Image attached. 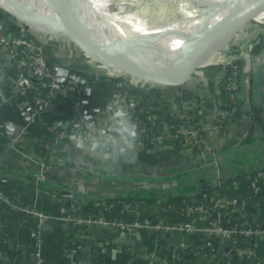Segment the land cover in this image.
<instances>
[{
    "label": "crops",
    "instance_id": "obj_1",
    "mask_svg": "<svg viewBox=\"0 0 264 264\" xmlns=\"http://www.w3.org/2000/svg\"><path fill=\"white\" fill-rule=\"evenodd\" d=\"M184 8L185 5H176L175 11L181 13ZM260 13L264 15V11ZM7 18H0V33L11 22L12 18ZM143 18L146 17L135 20ZM183 34L181 30L160 31L142 42L156 45ZM48 44L58 60L54 64L59 72L81 80L87 78L90 83L81 97V113L105 105L114 94L134 100L139 108L152 111L167 126L169 121H179V112L185 109L196 115L194 122L202 146L194 147L186 136L168 138L154 151L138 148L135 163L103 167L75 149L69 139L58 137L54 127L40 119L41 115L32 118L28 98L18 92L6 48L0 43V264H35L34 217L4 200L12 195L48 215L38 232L45 264H70L78 255L76 264H166V250L173 246L179 250L175 264H214L227 257L219 251L208 255L210 246L225 243L208 242L207 232L200 229L206 225L202 217L196 219L195 231L174 229L158 234L149 224L156 204L135 201L124 206L121 200H103L106 216L143 221L144 225L134 233H123L110 224L76 225L59 218L60 205L68 200L79 203L74 211L85 216L88 212L83 211L82 201L88 199L164 198L220 186L221 194L227 198L245 197L248 213L264 220V176L259 179L257 191L249 186V176L264 170V23L248 20L225 46V52L215 53L206 65L193 70L178 85L98 66L62 34L51 36ZM237 58L240 67L235 99L241 110L237 118L215 128L223 108L219 97L222 66ZM75 69L82 71L76 73ZM75 97L57 90L46 119L52 120L54 126L63 123L73 111ZM198 239L202 242L197 244ZM191 245L197 250L188 251ZM234 264L244 263L235 255Z\"/></svg>",
    "mask_w": 264,
    "mask_h": 264
},
{
    "label": "built area",
    "instance_id": "obj_2",
    "mask_svg": "<svg viewBox=\"0 0 264 264\" xmlns=\"http://www.w3.org/2000/svg\"><path fill=\"white\" fill-rule=\"evenodd\" d=\"M258 22L264 23V15L259 13L254 17ZM14 28L10 31L0 33V43L6 48L8 54V62L15 73V83L18 92L28 98L30 104L31 116H39L43 111L48 110L57 90L61 89L66 94L75 95V102L73 107V115H68L63 123L57 124L54 127L57 136L69 139L75 120H78L82 114L97 115L93 110L89 113H81L82 94L87 86L90 84L87 78H78L75 75L59 72L56 66H50L47 56L46 47L50 40L51 34L42 32L31 25H26L22 20L14 17ZM230 64V63H229ZM225 70L227 65L222 66ZM225 72V71H224ZM232 74L227 77L224 86L228 89L234 90L236 88V76L238 68L233 66ZM220 85V84H219ZM221 87V85H220ZM232 94L236 96V92ZM126 104H130V112L133 121L137 124L140 137L138 148L154 151L160 148L165 139H179L182 136L189 138V142L194 147L200 148L202 142L198 138V129L195 127V122H192V115L188 110L182 109L179 112L180 123L175 124L170 122H161L158 117L148 110H142L134 102L128 99L125 95L118 94ZM32 100V101H31ZM236 102V101H235ZM223 105V99H222ZM105 105L95 109L102 110ZM236 109V104L233 103L230 108L223 109L221 115L217 118L214 127L222 128V119L226 115H230ZM144 115V119L141 118ZM143 119V120H142ZM58 126V127H57ZM182 139V138H180ZM137 148V149H138ZM264 176V170L258 169L249 176V186L253 191L259 188V179ZM71 197V196H70ZM2 195L0 192V200ZM4 200L14 209L26 212L34 217V258L35 264H45L44 258L39 250L38 232L43 227L47 214L32 205L21 204L19 201H14L9 197ZM183 211L192 214L193 217L185 222L169 223L163 220L157 222H150L149 224L158 233L162 234L169 230H179L181 232H192L198 229L196 219L202 217L206 220V225L203 229L207 232L208 242H223L230 248V251L235 253L239 260L244 264H264L263 260L255 254V251L248 245L249 239L254 236L258 237L257 243L264 245V220L254 218L248 213L246 209V198L240 197L230 199L223 194L217 195L211 203L208 201H201L196 203H189L183 200ZM67 205L61 204L59 207L58 217L72 222L73 224H90L101 223L110 224L123 231L134 233L138 228L144 225L143 221L138 219H121L116 216L108 217L105 214L106 207H102L99 215L86 214L80 216L74 211V206L71 201L66 202ZM128 202L124 203L127 206ZM70 207V208H69ZM236 212L238 216H232ZM236 220L237 222H232ZM242 236L246 246H236L235 242ZM182 244H178L180 246ZM76 250L75 248L73 249ZM225 253V252H224ZM179 252H174L173 256L178 258ZM76 264L75 259L71 261ZM214 264H229L227 257L217 259Z\"/></svg>",
    "mask_w": 264,
    "mask_h": 264
},
{
    "label": "water",
    "instance_id": "obj_3",
    "mask_svg": "<svg viewBox=\"0 0 264 264\" xmlns=\"http://www.w3.org/2000/svg\"><path fill=\"white\" fill-rule=\"evenodd\" d=\"M41 1L46 12L34 7L14 11L11 9L10 3L4 6L0 5V8L22 20L26 25H31L42 32L62 34L86 58L98 66L144 80L172 85L185 82L193 70L206 65L215 53L220 50L225 52V46L238 29L264 11V0H242L225 5L216 16H213V10L204 8L206 12L202 16L205 22L202 33L198 37H194L183 25L180 28L191 45L151 57L138 55L134 58H122L109 39L100 36L83 24V18L72 7L69 0ZM216 26H220L219 32L209 39L210 31ZM222 71L225 69L223 68ZM257 111L258 109H255L256 113ZM255 120L258 118L256 117ZM65 191L67 194L70 193L69 190ZM214 251L225 252L229 264H234L235 254L230 251L227 245L213 244L209 248L208 255L210 256Z\"/></svg>",
    "mask_w": 264,
    "mask_h": 264
},
{
    "label": "bare ground",
    "instance_id": "obj_4",
    "mask_svg": "<svg viewBox=\"0 0 264 264\" xmlns=\"http://www.w3.org/2000/svg\"><path fill=\"white\" fill-rule=\"evenodd\" d=\"M159 1L165 4V0ZM195 1L206 3L207 6L205 8L213 10V16H216L225 5L242 0H177L176 5H188L179 13L184 19L178 20V18L173 17L171 20L168 19L170 20L168 22L164 21L156 24H149L147 18L128 23L141 17L139 15L141 9L132 11L125 8L127 4H131L135 0H69L72 7L83 18V24L100 36L109 39L122 58H134L138 55L151 57L191 45L184 34L156 45L143 43L142 39L160 31H179L182 25L185 29L193 25L188 32L194 37H198L202 33L205 22L202 15H204L206 10L204 7H197L194 4ZM8 3H10L11 9L14 11H22L24 8L34 7L46 12L41 0H0L1 6L8 5ZM218 28L220 29V26L212 29L208 38Z\"/></svg>",
    "mask_w": 264,
    "mask_h": 264
},
{
    "label": "trees",
    "instance_id": "obj_5",
    "mask_svg": "<svg viewBox=\"0 0 264 264\" xmlns=\"http://www.w3.org/2000/svg\"><path fill=\"white\" fill-rule=\"evenodd\" d=\"M186 7H188V5H185V8ZM4 17H9L7 19H10V18H12V19L10 20L11 21L10 24L6 28H4L2 31L4 32V31L13 30L14 24H15L13 16L10 15L9 13H4V11L0 9V18H4ZM7 19H4V20L7 21ZM166 22H168V21H166ZM54 35H57V34H51V36H54ZM47 46H48V47H46L47 60L50 64V66H53V65L55 66L56 64H54V63L57 62L58 60L51 53L52 51L51 52L49 51V49L51 48V47H49V44ZM228 46L229 45H226V47H228ZM226 65H227V69L222 74V76L220 77V80H219V84L221 85L219 97L223 99V109L230 108V106L233 103L236 104V109L230 115H226L225 117H223V119H222L223 125L228 120H230L232 118H237L239 116V113L241 110L236 99H235V97H234V95L232 94L233 91L237 92L238 86L236 85V88L234 90L228 89L224 86L225 81L227 80V77L232 74L231 70L233 69V66H236L239 70L240 60L238 58L234 59L230 64H226ZM76 71H77L76 73H80V71H82V70H76ZM237 73L235 74V76L237 75ZM24 97H26V96H24ZM49 111H50L49 109L43 111L40 114L42 116V117H40V119H43L44 124L49 125V126H54L52 120L46 119V117H45ZM72 112H71V114H69V116L73 115ZM141 118L144 119L143 114H141ZM195 120H196V115L193 113L191 121L194 122ZM174 123L179 124L180 121L175 120ZM33 147H34V145H33ZM37 149L38 148H36V150ZM219 194H221L220 186H213V187L206 188V189L204 188V189L197 191L195 193H192V194H177L174 196L164 197V198H157V197H152V196H137V197L130 196V197L119 198L117 196H110V197H106V198H98V199L96 198V199L84 200V201H82L83 202L82 203V209H83V211L88 212L89 214L99 215L101 210H102V206L104 205L103 200H106V201L121 200V202H123V204L126 202L140 201V202H145V203H150V204H156V211L149 217V220L151 222H157L158 220L161 219L165 222L176 224L179 222L188 221L193 217L192 214L188 215L187 213H185L183 211V209H182L183 205H184L183 200H185V202H189V203H196V202H201V201H208L209 203H211L213 201V199ZM9 198L14 200V201L15 200L19 201L21 204H25V202L17 196L12 195V196H9ZM238 199H240V197ZM71 203L74 207H77V205L79 204V203L74 202V201H71ZM62 204L67 205L65 202ZM36 207H38V206H36ZM232 216H238V215L236 212H234V213H232L231 217ZM231 221L237 222L236 220H232V219H231ZM35 234H36V232H35ZM34 238H35V235L32 238V244L33 245H34V241H35ZM257 241H258V237L254 236L251 239H249V241L247 243H248V245H250V247H252L254 249L255 254L258 255V257H260L264 262V245L257 243ZM201 242H202L201 239L197 240V244L201 243ZM247 243L244 242L243 237L240 236L238 238V240L235 242V245L236 246H246ZM187 250L188 251H196L197 248L195 245L194 246L191 245V246L187 247ZM178 251L179 250L174 246L170 247L166 250V260H167L166 264H175L176 263L177 258H175L173 256V253L178 252ZM75 260H76V262L79 261L80 256L79 255L76 256ZM70 264H72V263H70Z\"/></svg>",
    "mask_w": 264,
    "mask_h": 264
},
{
    "label": "clouds",
    "instance_id": "obj_6",
    "mask_svg": "<svg viewBox=\"0 0 264 264\" xmlns=\"http://www.w3.org/2000/svg\"><path fill=\"white\" fill-rule=\"evenodd\" d=\"M131 105L114 94L97 115L82 114L75 120L69 140L75 149L105 168L135 163L140 132L130 112Z\"/></svg>",
    "mask_w": 264,
    "mask_h": 264
},
{
    "label": "rangeland",
    "instance_id": "obj_7",
    "mask_svg": "<svg viewBox=\"0 0 264 264\" xmlns=\"http://www.w3.org/2000/svg\"><path fill=\"white\" fill-rule=\"evenodd\" d=\"M164 2L165 4L161 3V1L159 0H135V2L131 4H127L125 8L132 11L141 9L139 15L141 17H146L149 24H156L159 22L170 21L173 17L178 18V20L184 19L177 11H175L177 0H167V1L165 0ZM194 4L197 7L205 8L207 6L206 3L204 2L201 3L200 1H195ZM144 6L145 8L143 9ZM133 21H137V20H132L130 22Z\"/></svg>",
    "mask_w": 264,
    "mask_h": 264
}]
</instances>
